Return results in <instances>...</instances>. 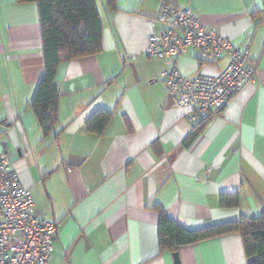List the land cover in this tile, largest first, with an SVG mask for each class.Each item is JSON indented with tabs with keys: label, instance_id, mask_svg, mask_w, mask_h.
Returning <instances> with one entry per match:
<instances>
[{
	"label": "crops",
	"instance_id": "1",
	"mask_svg": "<svg viewBox=\"0 0 264 264\" xmlns=\"http://www.w3.org/2000/svg\"><path fill=\"white\" fill-rule=\"evenodd\" d=\"M261 0H177L234 47L249 44L257 82L247 84L188 143L187 109L175 108L161 73L172 61L144 54L162 0H96L98 53L59 63L57 124L43 134L28 103L43 70L37 7L0 0V152L7 154L34 212L58 229L47 264H174L159 253L160 206L186 230L253 217L264 209V15ZM183 76H216L228 63L188 48ZM101 136L85 130L97 110ZM222 194L236 207H221ZM180 264H247L240 236L180 247Z\"/></svg>",
	"mask_w": 264,
	"mask_h": 264
},
{
	"label": "built area",
	"instance_id": "2",
	"mask_svg": "<svg viewBox=\"0 0 264 264\" xmlns=\"http://www.w3.org/2000/svg\"><path fill=\"white\" fill-rule=\"evenodd\" d=\"M259 14L264 15V0ZM157 21L163 30L149 36L144 54L148 59L172 61L161 73L164 90L175 108L187 109L192 126L217 113L247 84L257 82L249 44L234 47L216 28L202 26L192 10L179 7L177 0H162ZM188 48L197 49L204 62L225 57L228 63L216 76L198 73L188 79L175 63ZM6 130L0 124V137ZM33 205L7 154L0 152V264H47L58 223L39 217Z\"/></svg>",
	"mask_w": 264,
	"mask_h": 264
},
{
	"label": "trees",
	"instance_id": "3",
	"mask_svg": "<svg viewBox=\"0 0 264 264\" xmlns=\"http://www.w3.org/2000/svg\"><path fill=\"white\" fill-rule=\"evenodd\" d=\"M37 7L43 70L28 103L43 134L50 133L57 124L58 90L56 69L60 62L98 53L101 49L102 23L96 0H16ZM106 9L114 8V0H105ZM221 110V109H220ZM219 111V110H218ZM105 109L97 110L85 122V130L101 136L111 117ZM210 118V117H209ZM192 126L186 139L190 143L209 120ZM221 207H236L235 195L222 194ZM157 242L159 253H177L180 247L197 244L228 234H238L247 264H264V209L253 217L241 216L235 221L209 227L186 230L172 220L158 205Z\"/></svg>",
	"mask_w": 264,
	"mask_h": 264
},
{
	"label": "water",
	"instance_id": "4",
	"mask_svg": "<svg viewBox=\"0 0 264 264\" xmlns=\"http://www.w3.org/2000/svg\"><path fill=\"white\" fill-rule=\"evenodd\" d=\"M174 264H180L177 253L172 254Z\"/></svg>",
	"mask_w": 264,
	"mask_h": 264
}]
</instances>
